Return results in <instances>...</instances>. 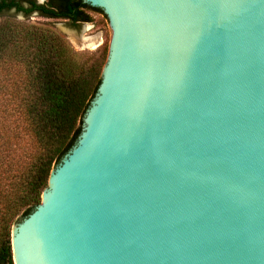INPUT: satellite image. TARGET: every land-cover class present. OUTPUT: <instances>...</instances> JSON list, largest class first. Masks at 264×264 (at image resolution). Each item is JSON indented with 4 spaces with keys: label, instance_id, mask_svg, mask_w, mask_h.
<instances>
[{
    "label": "water",
    "instance_id": "95a60500",
    "mask_svg": "<svg viewBox=\"0 0 264 264\" xmlns=\"http://www.w3.org/2000/svg\"><path fill=\"white\" fill-rule=\"evenodd\" d=\"M101 83L14 264H264V0H83Z\"/></svg>",
    "mask_w": 264,
    "mask_h": 264
},
{
    "label": "trees",
    "instance_id": "16d2710c",
    "mask_svg": "<svg viewBox=\"0 0 264 264\" xmlns=\"http://www.w3.org/2000/svg\"><path fill=\"white\" fill-rule=\"evenodd\" d=\"M42 14L92 22L83 0H50ZM80 58L56 31L0 22V264H14L11 229L41 202L52 168L75 145L101 83L108 41Z\"/></svg>",
    "mask_w": 264,
    "mask_h": 264
},
{
    "label": "rangeland",
    "instance_id": "374dc122",
    "mask_svg": "<svg viewBox=\"0 0 264 264\" xmlns=\"http://www.w3.org/2000/svg\"><path fill=\"white\" fill-rule=\"evenodd\" d=\"M90 15L92 16V22L80 24L78 28L68 27L66 22L62 20L55 21L38 15H33L29 19L19 18V20L30 24L47 27L56 31L69 42L73 50L82 59L99 49L101 47L100 45H102L105 40L108 41L109 51V44L111 40L112 30L108 17L105 14L100 13H90ZM98 35H100V41L97 47L82 46V41L85 40V38L95 39L98 38Z\"/></svg>",
    "mask_w": 264,
    "mask_h": 264
},
{
    "label": "flooded vegetation",
    "instance_id": "af4514ba",
    "mask_svg": "<svg viewBox=\"0 0 264 264\" xmlns=\"http://www.w3.org/2000/svg\"><path fill=\"white\" fill-rule=\"evenodd\" d=\"M49 2L50 0H0V22L5 19H15L20 21L19 18L29 19L33 15H38L46 19L65 21L66 25L71 28H78L80 24L86 23L79 21L72 22L69 19H59L53 16H45L44 14H42L41 10H39L40 8L38 7L47 6ZM98 37H100V35H98ZM97 40L98 38H95L94 42H96Z\"/></svg>",
    "mask_w": 264,
    "mask_h": 264
},
{
    "label": "bare ground",
    "instance_id": "6f19581e",
    "mask_svg": "<svg viewBox=\"0 0 264 264\" xmlns=\"http://www.w3.org/2000/svg\"><path fill=\"white\" fill-rule=\"evenodd\" d=\"M83 40V39H82ZM100 37H98V40L94 42L93 38H85V40L82 41V46L84 47H96L99 44Z\"/></svg>",
    "mask_w": 264,
    "mask_h": 264
}]
</instances>
